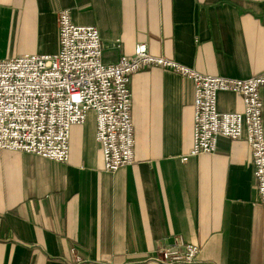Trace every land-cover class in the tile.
Segmentation results:
<instances>
[{
	"label": "crops",
	"instance_id": "crops-1",
	"mask_svg": "<svg viewBox=\"0 0 264 264\" xmlns=\"http://www.w3.org/2000/svg\"><path fill=\"white\" fill-rule=\"evenodd\" d=\"M98 30L102 60L137 44L204 75L264 74V0H0V60L59 49L57 13ZM134 162L103 170L88 112L70 132L67 164L0 150V264H156L155 248L180 236L199 247L194 264H264V205L251 151L217 138L192 148L193 86L172 70L130 78ZM263 102L264 87L260 92ZM217 110L242 111L231 92Z\"/></svg>",
	"mask_w": 264,
	"mask_h": 264
},
{
	"label": "built area",
	"instance_id": "built-area-1",
	"mask_svg": "<svg viewBox=\"0 0 264 264\" xmlns=\"http://www.w3.org/2000/svg\"><path fill=\"white\" fill-rule=\"evenodd\" d=\"M56 54H24L0 60V150L32 154L67 164L71 129L88 112L96 122L103 170L114 172L134 162L130 78L149 68L172 70L193 86L192 148L181 157L213 154L217 138L243 139L251 151L258 203L264 205V124L261 89L264 74L248 79L204 75L165 57L153 56L137 44L132 56L114 64L102 60V44L93 26H76L70 11L57 13ZM219 92H231L242 111L217 110ZM199 247L180 236L155 248L148 260L156 264H194Z\"/></svg>",
	"mask_w": 264,
	"mask_h": 264
},
{
	"label": "rangeland",
	"instance_id": "rangeland-1",
	"mask_svg": "<svg viewBox=\"0 0 264 264\" xmlns=\"http://www.w3.org/2000/svg\"><path fill=\"white\" fill-rule=\"evenodd\" d=\"M192 132H193V129H192Z\"/></svg>",
	"mask_w": 264,
	"mask_h": 264
}]
</instances>
